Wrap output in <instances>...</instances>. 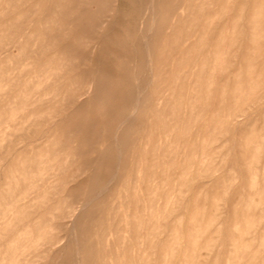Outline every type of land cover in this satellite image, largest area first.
Segmentation results:
<instances>
[{"label":"clouds","instance_id":"clouds-1","mask_svg":"<svg viewBox=\"0 0 264 264\" xmlns=\"http://www.w3.org/2000/svg\"><path fill=\"white\" fill-rule=\"evenodd\" d=\"M181 27L219 33L203 66L162 47ZM217 58V75L232 77L214 90ZM31 109L39 115L26 117ZM194 111L200 137L214 135L226 153L211 152V173L195 168L189 185L219 176L214 206L226 210L239 187L258 213V235L225 255L173 248L148 215L129 235L111 211L122 181L144 187L147 209L157 183L195 167ZM4 128L0 264H264V0H0ZM13 176L43 193L20 220L8 214Z\"/></svg>","mask_w":264,"mask_h":264},{"label":"rangeland","instance_id":"rangeland-1","mask_svg":"<svg viewBox=\"0 0 264 264\" xmlns=\"http://www.w3.org/2000/svg\"><path fill=\"white\" fill-rule=\"evenodd\" d=\"M220 38L219 33L208 36L199 29L189 27L175 28L167 33L161 40L163 48L173 49V55H180L193 63L190 67L203 66V58L207 55L209 47ZM32 43L39 48L42 44L39 36L32 37ZM222 61L217 58L215 66H209V82L214 90L219 86L229 83L232 72L217 75V69H222ZM233 72L235 69L232 70ZM39 115L37 109L25 113L30 118L32 114ZM198 112H193L194 123L187 129V136L192 140L200 137L202 125L196 119ZM10 131L8 128L0 129V136ZM203 147L199 152H193L194 168L189 169V174H173L168 185L161 187L158 183L153 187L151 202L143 203L144 187L122 181L112 194V208L114 218L122 224L125 230L132 234L133 230L142 228L145 215L154 217L152 232L155 237H160V228L165 229L163 240H168L173 248L188 246L195 256L197 253L205 254L202 249H211L215 254L225 255L227 250L238 251L253 239L257 233L258 213L250 212L245 194L239 189L231 191L229 204L222 210L218 201L213 205L212 196L216 189L219 176L204 174L201 178L189 185L191 171L195 168L204 169L211 173L209 155L215 152L219 156L226 153L223 143H217L214 135L200 137ZM3 179V178H0ZM14 193L15 206L9 209L11 220H20L19 209L24 204L31 203L33 199L42 197L39 191V182L25 183L13 176L9 181ZM30 228V225L28 226ZM47 233L41 231L39 239H46Z\"/></svg>","mask_w":264,"mask_h":264}]
</instances>
